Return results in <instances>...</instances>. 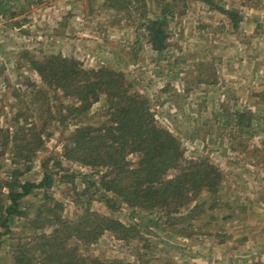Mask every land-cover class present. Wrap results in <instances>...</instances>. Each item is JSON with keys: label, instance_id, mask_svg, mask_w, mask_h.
<instances>
[{"label": "rangeland", "instance_id": "374dc122", "mask_svg": "<svg viewBox=\"0 0 264 264\" xmlns=\"http://www.w3.org/2000/svg\"><path fill=\"white\" fill-rule=\"evenodd\" d=\"M153 29L165 35L161 49H153ZM50 55L123 72L184 158L217 167L218 191L170 215L109 206L89 183L95 170L63 156L73 127L68 98L34 68ZM103 104L101 97L87 115ZM16 162L20 180L38 182L46 164L53 182L0 226V264H49L36 238L53 228L39 212L52 206L47 197L61 202L54 212L63 221L89 210L133 227L125 239L110 231L89 244L68 238L79 259L264 264V0H0V193Z\"/></svg>", "mask_w": 264, "mask_h": 264}, {"label": "trees", "instance_id": "16d2710c", "mask_svg": "<svg viewBox=\"0 0 264 264\" xmlns=\"http://www.w3.org/2000/svg\"><path fill=\"white\" fill-rule=\"evenodd\" d=\"M149 34L153 49L164 47L161 30L153 29ZM34 68L46 85L68 98L65 110L73 127L63 144V156L95 170L98 177L89 183L98 186L109 206L125 203L170 215L188 209L198 196L207 199L218 191L221 173L217 167L208 160L184 158L179 139L157 123L147 97L133 88L123 72L109 66L84 68L77 59L59 55L44 57ZM101 97L104 104L99 112L87 115ZM43 168L38 182L20 180L23 171L17 162L9 171L4 181L6 192L0 193V226L7 228L10 218L24 215L20 202L25 196L51 186L52 175L46 164ZM47 198L52 199V206L39 212L53 218L49 220L53 228L36 238L42 239L40 253L49 264H110L91 255L79 259L76 245L68 250V238L89 244L105 231L125 239L133 230L118 219L89 210L77 222L63 221L54 212L61 202ZM170 219L176 221L175 217ZM55 239L58 243L52 244ZM15 257L19 263L25 260L18 254Z\"/></svg>", "mask_w": 264, "mask_h": 264}]
</instances>
